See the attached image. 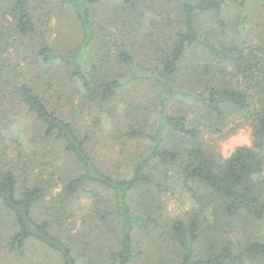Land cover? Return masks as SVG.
<instances>
[{"label": "trees", "instance_id": "trees-1", "mask_svg": "<svg viewBox=\"0 0 264 264\" xmlns=\"http://www.w3.org/2000/svg\"><path fill=\"white\" fill-rule=\"evenodd\" d=\"M157 1L0 0L9 264H47L41 252L59 264H264L263 35L202 34L227 6L264 0ZM58 10L74 18L72 45L51 34ZM142 80L157 88L155 104L115 132L97 129ZM177 96L188 106L168 113ZM242 121L252 144L225 157L219 141ZM100 146L123 159H101ZM177 191L192 207L172 216L165 199ZM82 197L90 209L75 229Z\"/></svg>", "mask_w": 264, "mask_h": 264}, {"label": "rangeland", "instance_id": "rangeland-1", "mask_svg": "<svg viewBox=\"0 0 264 264\" xmlns=\"http://www.w3.org/2000/svg\"><path fill=\"white\" fill-rule=\"evenodd\" d=\"M157 3L158 5H163V3H166V0H158ZM174 13L175 11H171L168 12V15L162 16L170 17V19H173L175 18ZM56 15L58 18L52 22L51 26H54L57 31L60 29L61 32L53 31L51 32V34L53 35V37L56 36L55 39L58 38L59 40H63L69 45L74 44L76 40L75 33L77 32L74 18L69 13L61 10H58L56 12ZM107 15L108 14L106 13L105 17H107ZM153 15L154 17H159L161 13L159 11H156V13ZM162 16H160V18ZM203 22L204 24L202 28V34L210 36L211 40H214L216 36H221L228 39L233 35L238 40L250 39L251 41H258L259 35H263L264 39V5L261 1H254L245 9L238 8L235 5L227 6L223 12V23L210 18L205 19ZM111 30L114 31L115 29L112 28ZM126 74L128 73L126 72ZM156 90L157 88L153 86L151 81L147 80L138 81L134 83L133 86L124 89L122 93H126L125 97L129 99L128 102L121 103V106L119 108H112V117L108 113L104 114L109 118L104 117L102 122L100 120L99 124L96 125V128L100 131H103L104 133H109L115 132L117 129H120L122 127H126L128 122H135L134 117L138 114H142L141 110L144 108L146 109V105L152 103L153 105L155 104V101L157 100ZM186 103L189 102L186 99L177 96V98H175L172 104L169 106L168 113L179 111L180 109L185 108L186 106H188V104ZM23 122L27 124L30 123L27 119H25ZM23 122H20L19 125H21ZM229 127L232 128L231 132L225 134L224 139L222 141H219V148L225 157H228L238 146L251 145L253 138L252 127L250 123L246 121H242L239 124L234 123ZM216 137H218V135H216ZM140 146H142V144L136 141L134 142V145H132L131 143L130 147H127L126 151H128L129 149H131V152L137 151ZM116 149L114 147H110V149L107 148L106 150L104 148H101L100 146L99 155L101 159L107 158L109 160L114 159L118 156L123 159L124 156L120 154L118 146ZM63 160L65 161L67 159L64 157ZM66 167L68 168L71 166L67 163ZM165 200L167 201V205L172 216L192 207V202L188 195L180 191H177L173 195L169 194V196H167ZM89 209L90 201L87 197L78 199L74 209V211L76 212L70 219L71 221H74V224H72V226L75 225V229H77L79 225L82 224L86 217L85 214L89 212ZM9 219L10 217L7 215V212L0 207V237L3 236V234L6 233L5 231L9 229ZM260 230L264 232V225ZM31 249L33 251L41 250L39 249L38 244ZM1 252L2 251H0V264H9V262L14 260L11 259L8 262L7 258H5ZM38 256H41V260L43 258L46 259L47 264H59V260L56 257L57 255L55 254L49 256L48 254L41 252V254H38ZM44 259L43 261H45Z\"/></svg>", "mask_w": 264, "mask_h": 264}]
</instances>
